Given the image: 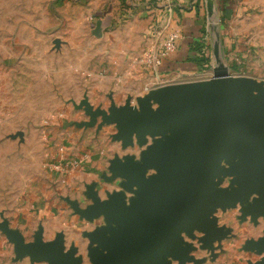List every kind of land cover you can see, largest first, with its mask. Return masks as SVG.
<instances>
[{
	"label": "rangeland",
	"instance_id": "1",
	"mask_svg": "<svg viewBox=\"0 0 264 264\" xmlns=\"http://www.w3.org/2000/svg\"><path fill=\"white\" fill-rule=\"evenodd\" d=\"M263 7L264 0H216L217 16L210 20L206 0H0V264H14V244L5 228L17 234L20 218L25 221L31 213L23 197L37 191L39 185L44 184L40 188L44 193L52 189L58 178L55 165L62 163L65 169L72 164L70 174L80 168L90 172L96 165L99 182L115 168L112 160L117 154H130L131 161L142 162L151 148L174 136L172 130L148 134L144 143L136 141L131 148L122 150L111 142L113 127L102 132L71 127L85 116L81 112L70 115L68 101L89 92L90 78L108 75L112 70L110 63L103 60V49L114 55L118 44L122 49L118 54L131 56L120 66L121 74L135 68L149 75L155 70L143 59L162 43L150 50L148 46L156 39L148 41L152 35L164 39L169 10L195 9L194 20L200 21L196 29L204 37L203 48L211 63L204 66L201 76L144 83L138 89L140 94L150 88L211 77L215 32L221 36L230 74L264 83ZM175 30L182 35L183 27L178 21ZM130 80L133 77L123 80V87L134 93ZM262 97L264 107V94ZM85 153L95 156L93 162H86L89 158L84 156L81 160L80 155ZM147 176L158 177V172L149 168ZM217 186L231 192L241 188L237 177L223 176ZM225 203L222 200L214 212L225 237L216 240L213 249H207L202 231L195 230L192 236L184 233L183 245L191 248L189 256L194 260L181 263L170 256L169 264H229L239 254L245 257V223H238L245 221V198L234 206L225 207ZM80 228L85 229V225ZM231 228L237 236L228 241Z\"/></svg>",
	"mask_w": 264,
	"mask_h": 264
},
{
	"label": "water",
	"instance_id": "2",
	"mask_svg": "<svg viewBox=\"0 0 264 264\" xmlns=\"http://www.w3.org/2000/svg\"><path fill=\"white\" fill-rule=\"evenodd\" d=\"M210 20L216 18V0H206ZM213 76L207 80L173 83L150 91L138 106L128 101L106 111L92 112L103 124L117 125L115 138L127 145L134 137L144 143L148 134L172 130L174 136L143 155V164L130 159L114 162V176L122 178L127 192L136 197L127 203L125 193L102 202L92 192L94 205L77 212L86 219L107 215L115 227L112 237L92 236L102 246L91 252L93 264H169L174 256L191 262V248L183 245V234L204 233L205 248L225 237L214 217L222 200L234 206L252 194L260 199L249 206L264 214V83L251 77H234L225 63L221 36L214 34ZM23 137V133H19ZM154 168L158 177H148ZM237 177L240 189L220 188L222 177ZM19 258L48 264H82L75 249L64 252L61 242L26 244L21 235L5 228ZM264 254V242L254 247ZM264 264V258L255 263Z\"/></svg>",
	"mask_w": 264,
	"mask_h": 264
},
{
	"label": "crops",
	"instance_id": "3",
	"mask_svg": "<svg viewBox=\"0 0 264 264\" xmlns=\"http://www.w3.org/2000/svg\"><path fill=\"white\" fill-rule=\"evenodd\" d=\"M194 10L195 9L188 10L182 8L173 11L174 13H170V19L165 27H167L168 30H171L172 28L175 30L176 21L180 22L183 27L181 39L177 43V50L169 57L161 59V64L154 69L155 71L151 70L149 75L143 71L138 72V69L135 68L121 74L120 66H124L123 62L126 63V59L131 56H121L118 54L122 52L121 46L118 44L114 47V55H111L106 49H103L105 56L103 60L110 63L109 68L112 69L113 72L111 70L108 75H98L94 76V78H90L88 80L89 92H85L80 99H70L68 101L70 115L75 114L76 112H81L85 116V119L72 123L71 127H77L81 131L93 128L96 129L97 132H102L109 127H113L114 133L110 134L112 143L122 150H127L134 146L137 141L135 137L133 142L127 145L124 140L115 138L119 133L117 125L103 124V117L97 115L94 118L90 111L109 112V109L113 104L117 107H121L126 105L130 100L133 102V105L138 106V100L145 99L149 96L150 91L155 89L150 88L148 92L140 94L138 89L140 88V85L144 83H154L155 80H163L164 78L171 79L181 76H201L204 68H202V64L198 63L197 57L199 54L198 46L204 44V37L201 36V33L196 29V26L199 25L200 21L194 20ZM261 14H263L264 18V11ZM151 37L152 40H149L148 42L153 41V39H156V42L155 44L153 43V45L148 46V48L150 47V50H154L153 47L162 43L163 38L155 35H152ZM139 48L140 47L138 46V49ZM158 49L155 48L154 51H157ZM108 57H110V59ZM118 74H121V77H119ZM212 76L213 74L208 79L212 78ZM131 77H133V80L130 81L134 85L136 91L134 93L128 92L123 87V80H127ZM86 154L87 153L80 155L81 160L84 159V157H87L89 159L86 162H93L92 160H94L95 156L92 157V154H89L90 156ZM121 155L123 154H117L112 161H118L121 163L123 161L126 162L127 159L132 160V155L130 154H126V156L123 155L124 157ZM82 161L80 162L82 163ZM134 162L139 165L143 164V161L138 162L134 160ZM66 166L67 167L62 171H57L55 173L58 177L55 179V185L57 186L54 185L52 189H48L46 190V193H44L40 190V188L42 189L44 187V184L43 187L42 185H39L37 191H31L29 192L28 197H23V200L27 201L25 207H27V211L31 213L28 214L25 221L24 219L21 220V218L20 224L18 221V233L24 239L26 244H36L39 234L45 244H54L60 241L64 252H69L72 249H75V256L81 259L82 264H93L91 252L96 249L102 250V246L99 242L94 241L92 236L103 233L107 237H112L113 229L117 226L108 220L107 215H101L93 219H86L77 212V209L85 211L94 205L91 196L92 192H94L102 202L108 201L111 195L124 192L126 195L124 200L127 203H130L131 200L135 199L136 193L125 191L123 187L125 181L120 177L114 176L115 168L110 170L108 176H104L103 179L98 182L97 178L99 174L97 173L98 168L96 165L93 166L94 168L90 172H87L85 170L86 168H80V170L78 169L74 174H70V170L72 169H69L70 167H68V164ZM120 180L123 182H120ZM43 182L44 181H41V183ZM256 199H260L258 194H252L248 200H245V221L238 222L241 225L245 223V243L243 245L245 257L244 255L239 254V256L231 258L229 264H255L264 258V254L259 253L254 248L255 245L264 242V214L261 211L256 210H254V214H249L248 212L249 206L253 205L254 200ZM56 214L59 216L53 217V215L55 216ZM79 225H85V229H81ZM239 228L240 227H238V229ZM26 230L27 232L30 231L28 235L26 234ZM77 230L79 232H77ZM227 230H229V228ZM228 234V241L230 239L235 240L232 237L235 235L237 236V234L234 233L233 228L230 229ZM13 248L14 264H48L33 262L29 257L18 259L15 246H13Z\"/></svg>",
	"mask_w": 264,
	"mask_h": 264
},
{
	"label": "built area",
	"instance_id": "4",
	"mask_svg": "<svg viewBox=\"0 0 264 264\" xmlns=\"http://www.w3.org/2000/svg\"><path fill=\"white\" fill-rule=\"evenodd\" d=\"M169 12L172 13L173 10L170 9ZM166 30H167V33L163 39V42L160 48L156 52L155 51L148 52V54H146V57L143 59V63L147 64L149 67L153 69L157 68L161 64V59L169 57L171 54H173L177 50V43L181 39V36H182L181 32L178 30H168V28ZM196 81H201V80L197 79ZM190 82H195V81H190ZM180 83H187V82H180ZM63 166L64 165L62 163H59L55 165V170L62 171ZM71 166L72 164L69 163L68 164V167H70L69 169H73L71 168Z\"/></svg>",
	"mask_w": 264,
	"mask_h": 264
},
{
	"label": "trees",
	"instance_id": "5",
	"mask_svg": "<svg viewBox=\"0 0 264 264\" xmlns=\"http://www.w3.org/2000/svg\"><path fill=\"white\" fill-rule=\"evenodd\" d=\"M204 31V30H203ZM202 31V33H204ZM204 46L202 45L201 46V44L198 46V50H199V54H198V63H200V64H202V68H205L204 66L206 65V64H210L211 63V61H210V59L208 58V57H206V52H205V50H204V48H203Z\"/></svg>",
	"mask_w": 264,
	"mask_h": 264
}]
</instances>
